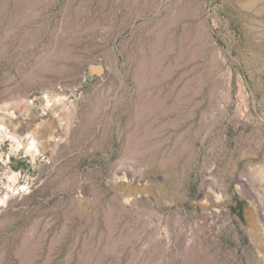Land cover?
Masks as SVG:
<instances>
[{"label": "rangeland", "instance_id": "1", "mask_svg": "<svg viewBox=\"0 0 264 264\" xmlns=\"http://www.w3.org/2000/svg\"><path fill=\"white\" fill-rule=\"evenodd\" d=\"M0 264H264V0H0Z\"/></svg>", "mask_w": 264, "mask_h": 264}]
</instances>
